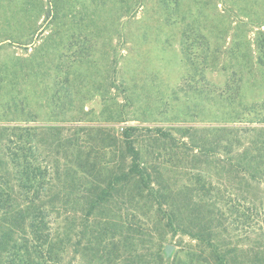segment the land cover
<instances>
[{
    "label": "rangeland",
    "instance_id": "1",
    "mask_svg": "<svg viewBox=\"0 0 264 264\" xmlns=\"http://www.w3.org/2000/svg\"><path fill=\"white\" fill-rule=\"evenodd\" d=\"M261 127L264 0H0V231L36 160L57 264H264Z\"/></svg>",
    "mask_w": 264,
    "mask_h": 264
},
{
    "label": "trees",
    "instance_id": "2",
    "mask_svg": "<svg viewBox=\"0 0 264 264\" xmlns=\"http://www.w3.org/2000/svg\"><path fill=\"white\" fill-rule=\"evenodd\" d=\"M258 130L264 132V127L258 128ZM124 137L125 149L130 157L135 159L138 154L126 132ZM11 155L9 162H5V167L8 169L9 167L15 168L19 165L17 154L12 152ZM37 165L36 160H28L25 163L22 174L20 175L19 172L17 174L20 177L19 180L16 179V174H11L8 170V173H10L8 177L11 183L15 181L19 183L21 181L19 186L21 189L20 192H13L14 188L8 191L9 195L12 191L11 194L20 199L18 202L20 212L17 217L12 214V209L6 211L9 215V220L6 226L0 231V264H57L55 256L59 250L55 246L60 244L57 241L53 243V238L49 234V217L52 211L61 212L65 209L67 205V191L63 189L60 193L56 192L53 195L55 187L48 189V186L45 185L44 177L40 175L41 167ZM58 169L59 167L57 165V168L54 170L56 175L54 178L52 177L53 174L48 176L49 178L46 176L48 182L59 183L60 175ZM48 199H51L53 203L50 204V200L46 203ZM11 200H6V203L11 205L10 202L14 201ZM103 201H106V197H101L99 193L93 206L96 205V202L101 203ZM46 204L52 206H46ZM17 228L23 231V238H21L20 245H17L15 248L16 244L12 240V235ZM1 253L4 255V258L1 257Z\"/></svg>",
    "mask_w": 264,
    "mask_h": 264
}]
</instances>
